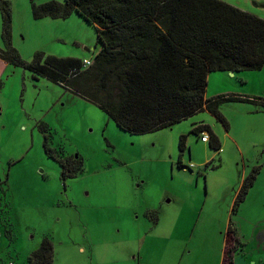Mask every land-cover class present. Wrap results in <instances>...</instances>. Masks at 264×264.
<instances>
[{
	"label": "rangeland",
	"instance_id": "1",
	"mask_svg": "<svg viewBox=\"0 0 264 264\" xmlns=\"http://www.w3.org/2000/svg\"><path fill=\"white\" fill-rule=\"evenodd\" d=\"M7 1L12 45L26 62L38 52L93 60L102 48L95 25L77 12L33 14V4L64 0ZM224 1L264 18V0ZM3 30L0 3L5 49ZM221 94L264 98V67L212 72L206 96ZM221 112L228 129L204 110L134 134L72 90L7 62L0 81V264H28L46 236L54 264H222L230 223L242 239L237 264L264 256V109L235 100ZM195 123L210 125L222 148L193 132ZM62 160L73 176L63 178ZM255 169V184L233 210Z\"/></svg>",
	"mask_w": 264,
	"mask_h": 264
},
{
	"label": "trees",
	"instance_id": "2",
	"mask_svg": "<svg viewBox=\"0 0 264 264\" xmlns=\"http://www.w3.org/2000/svg\"><path fill=\"white\" fill-rule=\"evenodd\" d=\"M4 17L0 59L46 77L102 108L123 130L144 134L173 126L208 110L228 129L221 112L227 101H249L264 109V98L221 94L207 98L209 74L264 67V18L224 0H64L33 4L36 18H67L79 13L95 25L102 48L84 66L77 57L36 53L24 61L11 40V9L0 0ZM193 132H208L210 147L222 148L219 136L205 123ZM188 135L180 139L179 166ZM47 143V142H46ZM49 152V146L46 145ZM63 178L73 176L62 160ZM259 170L242 183L233 210L246 199ZM241 243L229 224L222 264H234ZM54 244L44 237L28 264H54Z\"/></svg>",
	"mask_w": 264,
	"mask_h": 264
},
{
	"label": "crops",
	"instance_id": "3",
	"mask_svg": "<svg viewBox=\"0 0 264 264\" xmlns=\"http://www.w3.org/2000/svg\"><path fill=\"white\" fill-rule=\"evenodd\" d=\"M6 65H7V62L0 59V81H1L2 75L4 74V71L6 69ZM211 73L209 74V77H211ZM235 73L236 72H231V74H235ZM197 124H200V123H195V125H197ZM238 234H239V231H238ZM239 236H240V234H239ZM240 239H241V236H240ZM241 241H242V239H241ZM224 252H225V241H224L223 258H224ZM243 257H244V260L247 259V254L246 255L243 254ZM235 262L236 261L234 260V264H235ZM257 263L258 264H264V256L260 255L255 260H253V262H252V264H257ZM236 264H237V262H236ZM239 264H242V262Z\"/></svg>",
	"mask_w": 264,
	"mask_h": 264
},
{
	"label": "built area",
	"instance_id": "4",
	"mask_svg": "<svg viewBox=\"0 0 264 264\" xmlns=\"http://www.w3.org/2000/svg\"><path fill=\"white\" fill-rule=\"evenodd\" d=\"M92 62H93V60L84 59L83 64H84V66H89V65L92 64ZM202 140L205 141V142L210 140V136H209L208 132H203L202 133Z\"/></svg>",
	"mask_w": 264,
	"mask_h": 264
},
{
	"label": "flooded vegetation",
	"instance_id": "5",
	"mask_svg": "<svg viewBox=\"0 0 264 264\" xmlns=\"http://www.w3.org/2000/svg\"><path fill=\"white\" fill-rule=\"evenodd\" d=\"M67 164L69 165L68 160H67Z\"/></svg>",
	"mask_w": 264,
	"mask_h": 264
},
{
	"label": "water",
	"instance_id": "6",
	"mask_svg": "<svg viewBox=\"0 0 264 264\" xmlns=\"http://www.w3.org/2000/svg\"><path fill=\"white\" fill-rule=\"evenodd\" d=\"M77 157V156H76Z\"/></svg>",
	"mask_w": 264,
	"mask_h": 264
}]
</instances>
